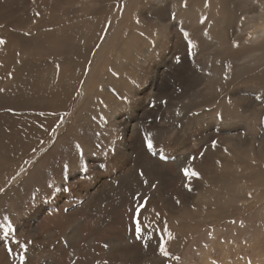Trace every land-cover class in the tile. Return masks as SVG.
<instances>
[{
  "label": "rangeland",
  "instance_id": "1",
  "mask_svg": "<svg viewBox=\"0 0 264 264\" xmlns=\"http://www.w3.org/2000/svg\"><path fill=\"white\" fill-rule=\"evenodd\" d=\"M262 2L0 0V221L8 216L16 240L31 241L26 252L0 241V264H21V254L24 264H264V66L238 70L250 55L264 62V36L245 41ZM238 19L253 25L237 31ZM208 22L211 41L201 32ZM150 29L165 39L158 51L151 41L146 58L134 42ZM217 62L226 69L218 90L209 81ZM231 95L255 104L235 117L208 114ZM227 157L240 161L227 174L247 194L220 183L215 163L228 167ZM189 161L199 178L181 171ZM215 189L242 201L202 199ZM137 194L148 200L140 215L147 247L135 238Z\"/></svg>",
  "mask_w": 264,
  "mask_h": 264
},
{
  "label": "bare ground",
  "instance_id": "2",
  "mask_svg": "<svg viewBox=\"0 0 264 264\" xmlns=\"http://www.w3.org/2000/svg\"><path fill=\"white\" fill-rule=\"evenodd\" d=\"M162 1L163 0H151V3H152V5L151 6H153V8H156V7H158V6H160L161 5V3H162ZM203 2V1H202ZM206 1H204V3H205ZM236 3V2H235ZM250 3H252V2H250ZM253 4V3H252ZM225 5V4H224ZM257 6V5H256ZM205 7V6H204ZM229 7H230V9H232V10H234L233 9V3H230V5H229ZM213 8V7H212ZM182 9V8H181ZM188 10V9H187ZM241 10H243V8H242V6H240V11ZM260 13L259 14H255L254 15V17H252V20H253V23L255 24V26H256V24H258L259 26L258 27H256L255 28V30L252 32V33H250L251 34V36H250V38L249 39H245V41L246 42H250V40H253V41H256V40H258V39H260L261 38V36H264V2H262V4H261V6H260ZM149 14V13H148ZM204 14V13H203ZM245 14V13H244ZM136 15V14H135ZM246 15V14H245ZM138 16H144L142 13L140 14V13H138ZM205 16V15H204ZM196 17H198V16H196ZM251 17V16H250ZM244 18V17H243ZM178 19V18H177ZM223 19V18H222ZM140 20H141V23L142 24H146V27H148L149 25H152L153 23H151V19L150 18H145V17H141L140 18ZM199 20H202V18L201 19H199ZM211 20H212V18H211ZM224 20V19H223ZM239 21V23H238V25H236V26H238L239 27V29H237V31H243L244 30V27L246 26V22H248V23H250V24H252L251 22V20L250 21H247V20H240V19H238ZM213 21V23H220L219 21H217V22H215L214 20H212ZM221 21V20H220ZM227 21V20H226ZM258 21H261L260 23H257ZM225 23V22H224ZM223 23V24H224ZM221 24V23H220ZM253 25V24H252ZM160 26V24L157 22V27H159ZM208 27H210L211 28V22H208L207 23V25L203 28V30L201 31L202 32V35H204L205 37H206V39H207V41H211V37H209L208 36V34L206 33V29L208 28ZM237 27V28H238ZM250 27V26H249ZM252 27V26H251ZM140 28H142V27H140ZM224 28V27H223ZM247 28V27H246ZM224 30H225V28H224ZM133 31V30H132ZM226 31V30H225ZM237 31H234V29H233V27H228V32H229V35H230V37L232 38L233 37V35H234V37H235V39L234 40H236V39H242L243 37H241V36H239L238 34H236V33H238ZM140 32L141 33H143L144 35H140L141 36V39H140V42H134V44L135 43H139L138 45H136V46H138L137 48L145 55V57L146 58H148L149 56H150V54H151V50H150V47L148 46L149 44H150V42L151 41H153V43H154V45H153V47H155V49H156V51H158V48H159V44L161 43V41L163 40V38H164V36L163 35H161V34H155V35H153V34H151V29L150 30H148V31H141L140 30ZM132 33H134V32H132ZM224 33V32H223ZM129 35V34H128ZM138 36V35H137ZM156 36H158L159 37V39H157V40H159V41H155L154 42V39H156L157 37ZM124 38H125V36H124ZM226 38L227 37H225L223 40H221V42H219L218 41V43L216 44V48L219 50L218 51V53H216L217 51H215V53L216 54H214V55H216L215 57H217L218 59H221V57H222V51L223 50H225L226 49V47H227V42H226ZM165 39V38H164ZM213 40V39H212ZM121 41H120V39H119V41H118V43H120ZM237 42V41H236ZM245 42V43H246ZM214 43V42H213ZM233 44L235 43V42H232ZM132 44V43H131ZM237 44V43H236ZM248 44V43H247ZM118 48H120L119 46H118ZM214 49V48H213ZM119 50V49H118ZM153 54V53H152ZM151 54V55H152ZM156 55V54H155ZM213 55V56H214ZM223 55H224V52H223ZM251 56V55H250ZM250 56H248L247 57V59L249 60V61H246V62H248V64L247 65H244L243 67H241V68H239L238 67V70H242V69H244V68H246V67H249V68H256V67H262V66H264V62L262 63V61H261V59H259V58H253V59H250ZM134 57V56H133ZM237 58V57H236ZM210 59H211V56H210ZM222 59H224V58H222ZM244 59H246V58H244ZM147 60V59H146ZM209 60V59H208ZM215 60V59H214ZM67 61V60H66ZM142 63H144V62H146L145 60L143 61L142 59L140 60ZM139 61V62H140ZM220 61H222V60H220ZM79 62V61H78ZM224 62H226V61H224ZM244 62V61H243ZM242 62V63H243ZM82 63V62H81ZM147 63V62H146ZM242 63H240V64H242ZM78 64V63H77ZM141 64V63H140ZM145 65V64H144ZM207 65V64H206ZM208 65H210V64H208ZM213 65V67L210 69V79H209V81H210V84H212L214 87H215V89L216 90H218V85H219V83H220V76H223V74H225L224 72H226V69H224L223 68V66L222 65H220L219 64V62H217V63H214V64H212ZM126 66V65H125ZM148 66V65H147ZM154 66V65H153ZM165 66H166V64H165ZM145 67V66H144ZM230 67V66H229ZM142 68V67H141ZM124 69H126V70H128L127 69V67H124ZM202 69L204 70V72H203V74L205 73V64L204 65H202ZM227 70H229V69H227ZM94 71H95V68H92L91 70H90V74H92V73H94ZM140 72H141V70H140ZM155 72V71H154ZM161 72V71H160ZM238 72V71H237ZM96 73V72H95ZM158 73V72H157ZM230 73V72H229ZM234 73V72H233ZM232 73V74H233ZM143 74V73H142ZM160 74V73H159ZM163 74V73H162ZM202 74V75H203ZM38 75V74H37ZM154 75V74H153ZM230 75V74H229ZM155 76V75H154ZM160 77H161V75H160ZM207 77V76H206ZM224 77V76H223ZM144 78V77H143ZM189 78V77H188ZM187 78V79H188ZM227 78V77H226ZM231 79V78H230ZM233 79V78H232ZM152 80H154V79H152ZM156 80V79H155ZM154 82V81H153ZM231 82V81H230ZM258 82V81H257ZM207 83V82H206ZM142 84V83H141ZM157 85V84H156ZM227 85V84H226ZM88 86V85H87ZM87 86H86V88H87ZM229 86V85H228ZM259 86V85H258ZM154 87V86H153ZM210 87V86H209ZM212 87V86H211ZM264 87V86H263ZM206 88V87H205ZM69 89V88H68ZM225 89V88H224ZM251 89V88H250ZM89 90V89H88ZM214 90V89H213ZM254 89H252V91H253ZM258 91V90H257ZM200 92H201V90H200ZM199 92V93H200ZM231 92V91H230ZM72 93V92H71ZM205 93H207V92H205ZM205 93H203V94H205ZM218 93V92H217ZM228 93V92H227ZM262 94V93H261ZM80 95H82V96H85V95H87L86 94V92H85V85L82 87V92H81V94ZM223 95V94H222ZM82 96L80 97H78V99L76 100V102L71 106V112L70 113H73L74 111H75V109L78 107V105L81 103V101H82ZM259 96V95H258ZM84 98V97H83ZM153 101V100H152ZM195 101V100H194ZM211 102V101H210ZM260 102V101H259ZM84 103V102H83ZM131 104V103H130ZM255 103L252 101H248V99L244 96V95H231L230 97L229 96H226L225 98H223L219 103H217L215 106H214V108H212V109H210L209 111H208V114H210V115H212V116H218V115H220V114H224L225 116H229L230 114L231 115H233L234 117L235 116H237V115H240V114H243V111H245V110H249V108L247 107V106H253ZM262 104H264V102H262ZM197 108V107H196ZM251 108V107H250ZM117 110V109H116ZM115 110V111H116ZM106 112V111H105ZM201 112V111H200ZM261 113H263V112H261ZM107 114H108V120L110 121V123H111V125L112 124H114V123H117L118 122V113L117 112H113L112 113V115H110L109 114V112H107ZM198 116H200L199 114H198ZM247 116V115H246ZM107 117H106V119H107ZM202 117V116H201ZM231 117V116H230ZM239 117V116H238ZM237 117V118H238ZM242 117V116H241ZM199 118V117H198ZM201 119V118H200ZM211 119V118H210ZM239 119V118H238ZM115 121V122H114ZM243 122V121H242ZM196 123H198V122H196ZM225 123V122H224ZM212 124V123H211ZM213 125H214V123H213ZM185 127V126H184ZM228 131V130H227ZM35 134V133H34ZM227 134V133H226ZM249 135V134H248ZM252 135V134H251ZM55 137V136H54ZM246 137V136H245ZM248 137V136H247ZM45 151V149L43 148V150H41V151H39L38 152V154L34 157V158H32L33 160H36L39 156H41L42 154H43V152ZM238 153V152H237ZM229 156L232 158V156L233 155H231V153L229 154ZM237 157H238V155H237ZM228 158V157H227ZM245 158V157H244ZM233 159H235L234 157H233ZM215 161V160H214ZM216 162V161H215ZM223 162V161H222ZM227 162V161H226ZM228 162H230V164H229V166L228 167H224L223 169H222V167L220 166L221 164H219V162H216L215 163V166H216V168L218 169V170H224V173L223 174H219V175H221L220 176V179H219V181H220V183H223L226 187H230L231 189H232V187H235L236 188V190H238L239 192H241V193H244V194H247L248 193V191H246V190H244L243 189V187L242 186H239L237 183H235L234 181H233V179H231L229 176H228V174H227V172L228 171H230L229 172V174L231 173V170H233L234 168H236V165H238V164H240V161H237V162H233L232 163V160H230L229 158H228ZM213 163V162H212ZM223 164V163H222ZM226 164V163H225ZM212 165H214V163L212 164ZM226 166V165H225ZM214 170V169H213ZM201 173V172H200ZM213 173V172H212ZM234 173V172H233ZM218 181V180H217ZM264 181V180H263ZM215 183V182H214ZM241 184V183H240ZM218 187V186H217ZM234 188V189H235ZM219 189V188H218ZM218 191V190H217ZM226 191V190H225ZM254 191L255 192H257L258 190L257 189H254ZM216 189L214 190V191H206L204 194H203V196H202V199H204V200H207L209 203H211L213 206H216L217 207V205L222 201L224 204H226L228 201L231 203V204H235V205H233L234 207L238 204V203H241V201L242 200H240V199H238L237 198V196L235 195V194H231V190H230V192H229V194L227 193V195L226 196H222L221 197V195L223 194H219V195H216ZM221 193V192H220ZM225 193V194H226ZM244 198V197H243ZM242 198V199H243ZM226 200H227V202H226ZM243 201H248V199H243ZM228 202V203H229ZM202 203H205V202H200V205L202 204ZM238 206H239V204H238ZM241 208H242V206H241ZM240 209V208H239ZM49 236H50V234H49Z\"/></svg>",
  "mask_w": 264,
  "mask_h": 264
},
{
  "label": "snow or ice",
  "instance_id": "3",
  "mask_svg": "<svg viewBox=\"0 0 264 264\" xmlns=\"http://www.w3.org/2000/svg\"><path fill=\"white\" fill-rule=\"evenodd\" d=\"M203 23V21H201ZM141 35H144L143 33H141ZM184 37L185 39H188V33H184ZM5 41L3 40H0V44H4ZM189 44L191 46V41H189ZM0 91H3L2 89H0ZM123 99H127L126 97H124ZM257 99H260L259 97H257ZM40 115H44V113H40ZM222 118V117H220ZM59 125H57L58 127ZM53 132H55V129L52 130ZM144 141H145V146H146V149L148 152L150 153H153L155 154V151H154V143H153V139L151 138V134H148L144 137ZM217 145V141L213 140L212 141V147L215 148ZM76 147L79 149L80 146L79 145H76ZM201 156H203V153H200ZM163 158V157H162ZM192 159L194 160L195 157H192ZM67 165H65V170H67ZM85 171H87L86 167L84 169ZM21 172L24 171L23 168H21L20 170ZM181 171L184 173V175L190 180L192 177H197L199 178V173L197 171H195L192 167H191V161H189V166L187 167H184L181 169ZM141 176L144 175L143 172L140 173ZM13 179H15V177H13ZM144 183L147 184L148 181L147 180H144ZM187 186V185H186ZM51 187V185H50ZM153 188L156 187L155 184L152 185ZM189 190H191L189 188ZM0 191H3V189H0ZM137 203H136V207H135V216L133 217L134 219V223H135V238L137 240H145V247H147V242L146 240L147 239H150L149 238H145L143 233L144 231H146L147 229V225H143L142 226V223H141V220H140V215H141V210L146 208V205L148 203V200L147 198H142L139 196V194H137V196L134 198ZM177 203H179V201H177ZM157 215H159L157 213ZM147 219V218H145ZM165 231H167L165 229ZM16 232H17V229L14 227L12 221L9 219L8 216H4L3 217V221H0V241L2 242H7L9 240V238H11V241L12 243H14L15 245H17L19 248L21 249H24L25 252L27 251V247H28V244L31 243V241H28L27 243H20L18 240H16ZM169 239H171V233H167ZM104 247H108L107 244L104 245ZM9 252H12L13 249L12 248H8L7 249ZM159 253L162 257H168L169 256V252H168V249L167 247L165 246V241L163 239V237H161V240H160V243H159ZM20 259V262L21 264H24V261H25V256L23 254L20 255L19 257ZM105 264H107V262H105Z\"/></svg>",
  "mask_w": 264,
  "mask_h": 264
}]
</instances>
